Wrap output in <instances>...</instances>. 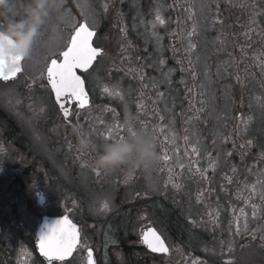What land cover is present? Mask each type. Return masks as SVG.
I'll return each mask as SVG.
<instances>
[{
    "label": "flooded vegetation",
    "instance_id": "obj_1",
    "mask_svg": "<svg viewBox=\"0 0 264 264\" xmlns=\"http://www.w3.org/2000/svg\"><path fill=\"white\" fill-rule=\"evenodd\" d=\"M211 1L212 11L198 16L195 0H63V5L58 2L63 13L58 35L48 34L50 28L38 21L40 0H0V32L15 43L0 39L7 44L2 51L8 62L4 65L12 66L25 52L17 77L0 79V264H48L39 253L38 240L50 230L40 232V228L46 219L64 215L79 228L81 243L93 250L96 264H192L197 258L198 264H264V220H250L249 227L257 229L255 236L243 231L242 221L241 232L230 228L233 208L250 215L245 185L255 182L258 171L264 172L260 163L264 160V79L254 57L264 51V38L254 36L247 59L240 58L251 5L258 0ZM173 3L177 7L170 8ZM158 8L167 22L153 29ZM85 15L95 28L93 46L102 48L104 54L87 72H78L85 80L90 106L73 108L79 120L74 116L72 123L87 130L89 124L94 125L97 136L104 125H123L126 120L134 130L140 129L141 120L169 124L176 137L167 144L172 160L164 165L165 171L157 162L147 169L97 175L89 166L95 153L90 152L89 159L78 152L77 139L62 117L45 69L49 59L58 58L64 49L72 25ZM67 18L70 23L64 21ZM258 24L257 31H264V16ZM193 28L192 42L197 47L187 53L186 34ZM34 53L38 59L30 65ZM162 60L166 63L161 64ZM189 60L196 68V81L185 70ZM140 68L146 77L143 82L138 80L139 72L129 71ZM182 80L195 89L194 98L184 91ZM141 83L148 88L142 89ZM105 85L117 86L124 98L104 93ZM156 90L166 95L154 105ZM141 91L146 94L143 111L137 103ZM190 100L202 111H189ZM152 109L159 111L154 114ZM241 113L248 121L244 133L240 132L244 127ZM160 115L165 116L163 122ZM196 115L199 119L185 122ZM185 135L191 142L199 141L202 155L198 161L184 154ZM97 136H93L97 144L106 143ZM249 139L253 145L242 156L238 145ZM111 143L127 149L130 159L143 147L137 133ZM161 151L157 141L156 152ZM208 151L216 161L214 169L209 167ZM196 162L201 170L207 169V179L189 171ZM253 165L252 173L247 172ZM167 168L173 170V181L180 187L168 182ZM226 176L233 177L231 184ZM200 191L205 195L198 201ZM105 201L107 210L102 208ZM253 203L261 202L254 196ZM217 211L218 217L209 215ZM148 226L165 238L170 254L153 253L140 242L141 229ZM85 256L78 249L55 264H84Z\"/></svg>",
    "mask_w": 264,
    "mask_h": 264
},
{
    "label": "snow or ice",
    "instance_id": "obj_2",
    "mask_svg": "<svg viewBox=\"0 0 264 264\" xmlns=\"http://www.w3.org/2000/svg\"><path fill=\"white\" fill-rule=\"evenodd\" d=\"M82 9L86 7V5H79ZM245 5H242L244 7ZM170 8L177 7L176 3L169 5ZM210 7V6H209ZM251 13H250V22L248 25V31L244 33L246 40L240 46V58L241 60H246L248 57V49L252 48V41L254 36H261L264 38V31L258 32L259 28L258 18L264 16V0H258V2H254L251 5ZM105 10H107V5H105ZM83 14V13H82ZM166 19L162 15L159 8L156 10L155 19L152 23L153 29H155L157 24L164 25L166 24ZM222 23V21H219ZM177 26L179 27V18L177 20ZM123 30V29H122ZM155 35V32H153ZM173 36H179V33H172ZM188 44L186 48L187 53L193 52L197 45L192 42V37L195 35V28L192 31L188 32ZM96 36L94 25H91L85 15L81 21H77L72 25V31L68 38V42L65 45L64 49L58 53V58H50L46 64V78L47 82L50 85L51 91L54 93L55 101L58 105V108L62 114V117L65 123L68 126H73L72 117L75 116L77 120H79L78 111L74 113L73 108L85 109L90 106V98L89 93L85 88V80L82 75L78 74V72H87L89 68L96 61L97 57H100L104 54V50L100 47L93 46V38ZM159 39V37H158ZM262 43H264V39H262ZM173 51L176 52L177 49L173 46ZM256 65L259 67L261 72V78L264 79V51L254 53ZM24 59L21 58L18 66H9L4 65L0 67V79L4 81H8L10 79L15 78L17 73L21 72V63ZM161 64L166 63L165 61H160ZM239 67V62L237 64ZM190 73L191 79L196 81L197 79V71L193 66L192 61L189 60L187 64V68L185 69ZM132 72H139L138 80L143 82L145 80V75L143 74V68L140 69H129ZM254 78L255 74H251ZM237 82L241 80L239 74L236 76ZM166 83L170 84V80H166ZM184 85V91L188 94L189 97L195 96V89L187 84L186 81H181ZM148 84L141 83V88H148ZM264 87V85H262ZM152 88L157 89V85L152 83ZM103 92L117 96L120 99L124 98V94L119 90L117 86L108 87L105 85L103 87ZM146 94L141 91L140 99L137 101L139 108L141 111L144 110L146 105L144 104L143 97ZM165 92L156 90L155 96L156 99L152 101L155 105L158 101H163L165 99ZM261 98H257L259 102ZM195 110L198 114L202 111V109H196L195 104L192 100L189 101V111ZM43 111V109H41ZM153 113H157L158 109H152ZM160 122L165 120L164 115H160L158 117ZM192 119H199V116L196 115L194 117H189L186 120V123H190ZM241 122L244 124V127L241 128L240 132H247V120L243 119V113L239 117ZM101 125H104L103 121H99ZM140 129L134 130L131 126V121L126 120L123 125L119 122L113 123L112 125H104L103 130L98 134L95 132V126L89 124V132L92 133L93 136H97V138L102 139L103 142H114L116 140H122L128 135H132L135 133H142L147 135L154 141V150L156 151V142L159 141L162 146V151L158 155V163L161 165L160 170L165 171L164 165L172 160V157L168 154V143H174L176 133L171 131L169 124L159 123L157 125H151L146 120L139 121ZM78 124V123H77ZM184 131L187 133L188 129L185 128ZM124 134H121V133ZM239 134V133H238ZM171 137V139H170ZM184 142L188 147L184 149V154L186 156H191L196 158V161L201 157L202 152L199 147V141L191 142L189 140V136L185 135L183 137ZM229 137L225 136L224 141L227 142ZM233 147H237V141L233 139L232 141ZM215 144V141H213ZM253 145L252 140H246L244 143L238 145L241 155L243 156L246 149L251 148ZM71 142H69V148H71ZM176 153L180 152L179 148H174ZM79 152V151H78ZM82 157L86 156L91 158L90 152H79ZM228 156H231L232 153L228 152ZM207 160L209 162V167H215L216 161L213 159L212 153L208 151L206 153ZM264 156V153H262ZM260 163H264V160L260 161ZM93 167L94 171L97 175H101V170L99 168L94 167L93 165H89ZM252 167L246 169L247 172L252 173ZM142 168L147 169L148 166L145 165ZM179 168L181 170L184 169V164H179ZM169 174V183H173L174 187H180L179 184L174 183L173 181V170L171 168L166 169ZM189 171H194L198 173L203 179H207V169L201 170L198 162L194 164H190ZM235 172V169H233ZM256 180L251 185H245L249 191V195L246 199V203L251 209V213L249 215L248 212L244 211V209L237 210L236 208L232 209L233 220L230 224V228H233L234 231L239 233L241 232V221L243 222V231L246 232L250 236H255L257 229L250 228L249 222L250 220H264V216L258 215V209L264 212V172L258 171L256 173ZM225 179L227 183L231 184L233 182V177L226 176ZM205 195L204 191H200L197 195L198 201L201 200ZM257 196L260 200V204L253 203V197ZM102 208L107 210L109 208L108 202L102 203ZM238 213V214H237ZM209 215H214V217H218L219 212L217 211L215 214L209 213ZM192 224H196V220L191 221ZM140 242L147 246L148 249L153 253L160 254H170V248L165 242V238L153 227L148 226L146 228L141 229L140 232ZM38 247L40 255L45 258L48 264H55L56 261H64L67 257H69L73 252L78 249L86 252V256L84 257V264H96L95 259L93 257V250L88 247L86 244L81 243V235L80 230L76 224L72 222L69 216L64 215L60 219H58L53 226H51L50 231L46 234H42L40 239L38 240ZM229 252H231V248H229ZM192 264H198L197 260L192 261ZM199 264H203V262H199ZM225 264H233L232 261H226Z\"/></svg>",
    "mask_w": 264,
    "mask_h": 264
},
{
    "label": "clouds",
    "instance_id": "obj_3",
    "mask_svg": "<svg viewBox=\"0 0 264 264\" xmlns=\"http://www.w3.org/2000/svg\"><path fill=\"white\" fill-rule=\"evenodd\" d=\"M50 2L53 4L59 2L63 5V0H50ZM41 3H43V0H41ZM71 130L77 139V150L82 153H95L92 164L101 171L113 172L124 169L134 171L145 165L148 167L154 166L158 161V154L154 150V141L142 133L138 132L137 138L143 147L135 159H130L125 154L127 149H118L111 142L97 144L92 133L80 124H74Z\"/></svg>",
    "mask_w": 264,
    "mask_h": 264
},
{
    "label": "rangeland",
    "instance_id": "obj_4",
    "mask_svg": "<svg viewBox=\"0 0 264 264\" xmlns=\"http://www.w3.org/2000/svg\"><path fill=\"white\" fill-rule=\"evenodd\" d=\"M211 2H212L211 0H195V11L197 12L198 16L200 14L202 15V13L212 11L214 5H210ZM37 12H38L37 15L38 21L41 24H44L45 27L50 28L48 34L51 32L58 35L61 34V29L59 30V28L62 23L61 19L63 20V13L62 10H60L59 8L58 2L53 4L50 2V0H43V3H41L40 0ZM64 21L70 23L69 18H67ZM44 38L47 39L48 36L45 35ZM37 59L38 58L35 55V53L32 54V56H30L29 58V64L30 65L35 64ZM41 62H42L41 60L38 61L39 64H41Z\"/></svg>",
    "mask_w": 264,
    "mask_h": 264
},
{
    "label": "water",
    "instance_id": "obj_5",
    "mask_svg": "<svg viewBox=\"0 0 264 264\" xmlns=\"http://www.w3.org/2000/svg\"><path fill=\"white\" fill-rule=\"evenodd\" d=\"M0 39H2V40H4V39H10L9 37H7V36H5L3 33H1L0 32ZM14 44V43H13ZM5 46H6V44L5 43H0V67H3V65L5 64V63H8L7 61H6V56L2 53V51L4 50V48H5ZM25 46H26V44H25ZM25 52L23 51L21 54H20V56L16 59V61L14 62H12V66H18L19 65V61H20V59L21 58H24V54ZM12 60H13V57L11 58ZM22 64V63H21ZM18 74V73H17ZM16 77V76H15ZM58 219H55V220H53V219H46L44 222H43V224H42V226H41V228H40V231H49L50 230V228H51V226H53L54 225V223L57 221Z\"/></svg>",
    "mask_w": 264,
    "mask_h": 264
}]
</instances>
